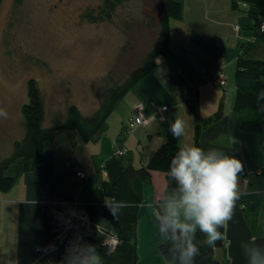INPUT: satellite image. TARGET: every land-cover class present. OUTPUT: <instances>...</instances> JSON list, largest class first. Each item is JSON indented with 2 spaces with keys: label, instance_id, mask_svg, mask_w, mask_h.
I'll list each match as a JSON object with an SVG mask.
<instances>
[{
  "label": "crops",
  "instance_id": "obj_1",
  "mask_svg": "<svg viewBox=\"0 0 264 264\" xmlns=\"http://www.w3.org/2000/svg\"><path fill=\"white\" fill-rule=\"evenodd\" d=\"M180 1L182 16L171 19L170 41L158 54L155 69L124 97L122 103L127 105V110L120 126L127 128V120L138 103L145 104L148 117L159 115V109L166 107L162 112L163 122L155 120L144 126L147 146L138 158L131 154L135 166L148 160L165 140L170 124L177 117L186 122L181 145L215 147L243 162L240 197L225 229L224 246L215 247V256L222 264H248L241 242L255 236L257 244L264 247V139L241 127L240 114L234 107L236 71L234 78L232 74L243 52L242 45L246 43L255 48L252 53L259 55L258 43L264 41L243 27L248 23L242 18L246 11L242 14L241 8L234 7V0ZM237 24L242 29L237 30ZM220 60L227 75V84L223 87L213 82ZM158 65L164 70L163 75L157 72ZM97 108L95 105L93 110ZM52 114L47 113L45 125H50ZM109 121L110 117L107 128H110ZM21 124L10 135L4 151L1 148V158L12 152L14 142L24 134V118ZM233 136L235 144L231 142ZM126 142L123 143L127 145ZM3 144L6 143H0ZM115 144H105L101 138L85 141L76 130H60L54 140L45 144L41 163L24 170L19 162L10 169L16 181L12 187L0 189V264H57L68 241L77 234L94 244L102 256L113 229L103 215L102 205L96 201V189L109 175L101 167L105 149ZM125 148L130 155V148ZM81 169L86 172L82 180L78 177ZM143 186L137 233L138 264H166L159 251L163 240L151 211L144 206L157 200L161 190L167 187L166 174L152 171L151 179ZM50 243L56 245L55 252L37 250V246L43 248Z\"/></svg>",
  "mask_w": 264,
  "mask_h": 264
},
{
  "label": "rangeland",
  "instance_id": "obj_2",
  "mask_svg": "<svg viewBox=\"0 0 264 264\" xmlns=\"http://www.w3.org/2000/svg\"><path fill=\"white\" fill-rule=\"evenodd\" d=\"M102 2L2 1L0 108L7 112V117H0V143H6L0 145V150L4 151L13 131L22 127V108L28 101L31 78L38 81L48 115L56 111L48 121L54 124L62 120L72 104L85 114L94 112L93 107L100 105L106 91L122 83L143 63L157 38L164 0L125 1L117 7L111 20L103 22L84 17L87 10L97 12ZM239 11L244 14L246 9ZM258 44L261 45L259 57L264 58V43ZM124 101L123 98L110 116V128L100 138L105 144L129 147L130 155L138 158L147 146V131L139 126L129 133L120 126L127 110Z\"/></svg>",
  "mask_w": 264,
  "mask_h": 264
},
{
  "label": "trees",
  "instance_id": "obj_3",
  "mask_svg": "<svg viewBox=\"0 0 264 264\" xmlns=\"http://www.w3.org/2000/svg\"><path fill=\"white\" fill-rule=\"evenodd\" d=\"M2 1L0 0V6ZM125 1L128 0H103L97 12H93L92 9L87 10L84 17L94 22L111 20L117 7ZM241 1L247 3V8H244L246 14L242 18L247 19L248 23L243 27L250 29L253 36L264 41V32L259 30V19L264 14V0ZM233 2L234 7L239 9L238 0ZM181 16L182 3L180 0H164L163 12L158 18V35L153 48L147 53L143 63L134 69L122 83L112 85L106 91L100 105L92 113L85 114L77 105L72 104L67 107L65 118L54 124L45 125L47 107L38 81L31 78L28 84V101L22 108L25 133L21 139L15 141L12 152L0 159V189H8L15 183L16 176L11 170L19 165V162L22 163L24 170L41 163L44 160L45 144L54 140L60 130H76L85 141L100 138V134L107 129L108 118L125 95L155 69L158 54L170 41V21L172 18ZM242 49L235 73L234 107L240 114L242 129L256 133L264 139V110H259L255 102L256 92L264 89V58L259 57L255 52L252 53L255 48L249 47L246 43L242 45ZM199 132L198 128L195 135L196 141H198ZM179 146H181L180 138H174L168 130L165 140L140 166L133 164L132 156L127 155L128 153L119 155L117 150L121 147L117 144L111 149H105L101 167L106 169L109 175L98 184L96 201L102 205L103 215L117 233L119 242L111 251L107 245H104L102 250L104 264H138L137 233L139 206L144 199L143 184L151 179L152 171H162L166 174L167 187L169 189L174 187V181L168 176V167ZM112 197L124 203L119 210L118 219L113 218L104 204L105 198ZM220 231L225 237V229L221 228ZM203 239V235L198 233L197 243L199 244ZM224 242L225 239H222L212 246L200 245V254L196 257V264H222L215 256V247L224 246ZM159 249L166 258L167 246L164 242L160 244Z\"/></svg>",
  "mask_w": 264,
  "mask_h": 264
},
{
  "label": "clouds",
  "instance_id": "obj_4",
  "mask_svg": "<svg viewBox=\"0 0 264 264\" xmlns=\"http://www.w3.org/2000/svg\"><path fill=\"white\" fill-rule=\"evenodd\" d=\"M157 72L163 75L164 70L158 65ZM255 95L257 108L264 110V89ZM0 117H7L2 108ZM185 129L186 122L179 117L169 127L177 139L185 134ZM231 142H237L234 136ZM243 171V162L221 149H205L194 143L179 146L168 167L174 187H165L157 200L144 205L151 211L158 234L167 246L166 264H196L200 245L212 246L225 239L220 229H226L232 219ZM104 204L113 218L118 219L123 201L105 198ZM198 233L204 237L199 244ZM256 239L253 236L240 245L248 264H264V247ZM37 250L55 252L56 245L37 246ZM57 264H104V261L95 245L77 234L68 241Z\"/></svg>",
  "mask_w": 264,
  "mask_h": 264
},
{
  "label": "built area",
  "instance_id": "obj_5",
  "mask_svg": "<svg viewBox=\"0 0 264 264\" xmlns=\"http://www.w3.org/2000/svg\"><path fill=\"white\" fill-rule=\"evenodd\" d=\"M237 4H238L239 8H241V9L247 8V3L244 1L238 0ZM236 29L237 30L242 29L241 25L237 24ZM259 30L261 32H264V14L259 19ZM219 62H220L219 68H218L216 74L213 76V82L215 85H217L219 87H223V86H226V84H227V75L225 72L224 62L221 60ZM165 109H166V107L164 106V107L159 109V112H160L159 115H150L148 117L146 114L145 104L144 103H138L137 105H135L133 114L127 123L128 131L130 130V132H131L132 130H134L135 128H137L139 126H146L155 120L163 122L165 120V116H164V114H162V112ZM117 153L119 155H125L128 153V150L125 147H121L117 150ZM78 177L81 180L86 178V172L83 169L79 170L78 171ZM118 242H119V237H118L117 233L114 230H112V233L108 236V239H107L105 245H107L108 249L111 251L113 248L116 247Z\"/></svg>",
  "mask_w": 264,
  "mask_h": 264
}]
</instances>
